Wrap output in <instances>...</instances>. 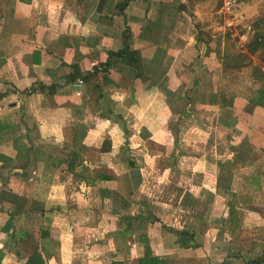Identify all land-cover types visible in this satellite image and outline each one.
I'll use <instances>...</instances> for the list:
<instances>
[{
	"label": "crops",
	"instance_id": "obj_1",
	"mask_svg": "<svg viewBox=\"0 0 264 264\" xmlns=\"http://www.w3.org/2000/svg\"><path fill=\"white\" fill-rule=\"evenodd\" d=\"M119 1L0 0V264H24L39 230L48 232L40 242L45 264L143 257L139 232L122 240L116 194L66 177L75 152L76 171L121 177L118 193L127 190L122 178L138 173L130 213L154 206L146 234L162 264L264 259V246L244 251L237 243L264 229V108L250 104L257 85L238 94L222 81L226 38L246 53L264 0H241L232 14L222 0H133L121 13ZM126 27L142 64L114 60L102 72ZM73 65L84 74L99 70L69 82ZM203 74L212 81L204 95L211 104L199 99ZM177 105L183 116L174 136ZM184 218L202 226L198 248L181 249L161 230L162 223L182 227Z\"/></svg>",
	"mask_w": 264,
	"mask_h": 264
},
{
	"label": "trees",
	"instance_id": "obj_2",
	"mask_svg": "<svg viewBox=\"0 0 264 264\" xmlns=\"http://www.w3.org/2000/svg\"><path fill=\"white\" fill-rule=\"evenodd\" d=\"M133 0H121L117 3L116 8L121 13L130 2ZM250 31L252 33V37L250 42L245 45L246 53H242L241 49L234 50L236 55H234L233 51H227L226 55H224V61L222 66L225 68H230L232 70L239 71L242 68H246L252 65L251 75L252 77L260 82V86L258 87V91L255 96L250 100V104L253 106H259L264 108V71H262L261 66L257 64H252L253 61L249 56H253L258 59L260 64H264V16L260 19L254 21L250 25ZM131 32L126 27L121 33V41L122 48L117 52H109L108 59L105 63L99 65V68L102 72L107 73L108 70L112 67L114 60L121 61L124 65L129 67L136 68L139 63L142 64L140 55L136 51H132L129 47V43L131 41ZM234 47V45H233ZM257 55V57H256ZM98 68H94L92 72L89 73H81L76 65L72 66V73L68 77L69 82H76L80 80L81 83L88 80L90 77L95 76L98 73ZM34 92V89L29 91ZM28 91L24 92L25 94L29 93ZM211 103H214L213 100L209 99ZM106 147H110V143L106 144ZM81 161L79 160L78 154L73 153L69 159L66 161V165L64 169H66L65 175L66 177L71 176L73 180L78 179L79 181H84L86 184H90L91 186H97L100 190L102 196H110L112 197L114 194L117 202L116 208L113 211L114 216L118 219V221L122 225V234L123 242H126L125 239L127 237L132 236L134 232H139V242L144 247V255L141 259L138 260V264H162L161 261L153 256L150 248V240L146 234V229L148 226L152 225L156 220V217L153 213V205L145 204L144 206H140L137 208V211L134 214L130 213L131 205H130V195L135 190L136 186L139 184V175L134 172L132 175L128 177V181L125 177L122 178V185L126 187L127 190L118 193V189L113 187L114 184L120 182L121 177L115 176L113 174H105L97 172L92 177H88L85 175V168H80L79 171H76L77 167L81 166ZM130 167H133V163L128 161ZM138 180V181H137ZM16 201V200H15ZM13 201V202H15ZM44 215L43 211H40ZM153 213V216L150 214ZM229 213H231V208L229 209ZM10 216H16L15 213H10ZM158 220V219H157ZM185 222L182 227H178L180 225H167L165 223L161 224V230L172 233L176 237V243L179 245L181 249H195L201 246V241L199 237H197L196 232L202 229V226L196 220H189L188 218H184ZM199 227V228H198ZM16 231L14 230L13 236H15ZM44 235H48L47 231L39 230V237L36 242L35 248L32 251L31 255L25 259L24 264H45V256L42 253L41 240ZM18 238V240H24L22 238ZM1 258V253H0ZM228 259L224 261L227 263ZM240 261L245 264H263L264 259L256 258L249 259L248 257L242 256L240 257ZM240 262V263H241Z\"/></svg>",
	"mask_w": 264,
	"mask_h": 264
},
{
	"label": "rangeland",
	"instance_id": "obj_3",
	"mask_svg": "<svg viewBox=\"0 0 264 264\" xmlns=\"http://www.w3.org/2000/svg\"><path fill=\"white\" fill-rule=\"evenodd\" d=\"M239 3H237V6L235 8L234 7L232 8V10L230 12L231 14L232 13H235L236 11H238ZM221 7H222V5H221ZM235 40L238 42V38H235ZM226 42L230 45V48H228L229 50L224 49L225 50L224 51V55L227 54L226 53L227 51H230V50L234 51V49H233L234 48L233 47L234 40L232 38H230V37H227L226 38ZM235 53L236 52H234V55H236ZM224 55H223V59H224ZM256 57H257V55H256ZM252 61L254 63H256L257 65L264 67V64H259L257 58H255ZM250 67H252V65L249 66L248 68H243V69H241L239 71L233 70L232 72L229 71V70H232V69L228 68V71H224L225 73L223 74L224 75V78L222 79V81L225 82V85L230 84V86H231L230 90L233 89V87H236V91H237L238 94L240 92V89H242V86L243 85L244 86L247 85L248 87H255L257 85V87H259V85L261 84L260 82H252L251 79L249 78V74L251 72V68ZM190 83H191V80H188L187 84L190 85ZM211 88H212V81L210 79V75L209 74L208 75L205 74L203 76V79H202V96H200V98H199L201 101H203V99L204 100H209L210 97L207 98L204 95H206V92L207 91H210ZM180 106L181 105H177L176 108H175V110H173L175 115H174V121L172 120V123L170 125V133L172 135H174V136L177 135V133H178V126L180 124V119H181V116H183V112L180 109ZM191 118H193V117H191ZM184 223L185 222L183 221L182 225ZM243 231L244 230H242V232ZM250 232H251V235L254 238V241H249V239H250V237H249V239L245 240L243 238L242 240L237 241V243L239 245H242L241 248H243L244 251H246L247 249H250L249 251H254V250L255 251L256 250L259 251L258 249H262V247L264 246V239H261L259 241L257 237L258 236L259 237H262L263 236V238H264V234H263L264 229H261V228H253V229L250 230ZM260 242H262V243H260ZM243 255H246V254H243Z\"/></svg>",
	"mask_w": 264,
	"mask_h": 264
},
{
	"label": "built area",
	"instance_id": "obj_4",
	"mask_svg": "<svg viewBox=\"0 0 264 264\" xmlns=\"http://www.w3.org/2000/svg\"><path fill=\"white\" fill-rule=\"evenodd\" d=\"M241 0H222V7L221 10L227 12V14H230L232 8L237 6V3H239ZM79 83H81L79 81Z\"/></svg>",
	"mask_w": 264,
	"mask_h": 264
}]
</instances>
